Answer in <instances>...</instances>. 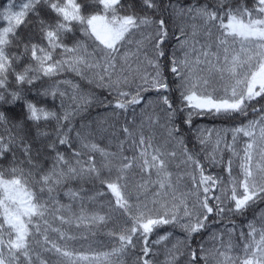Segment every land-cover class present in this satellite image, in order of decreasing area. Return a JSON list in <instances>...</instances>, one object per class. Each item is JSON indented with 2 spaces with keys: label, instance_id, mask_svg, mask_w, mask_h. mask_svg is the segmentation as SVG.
Returning a JSON list of instances; mask_svg holds the SVG:
<instances>
[{
  "label": "snow or ice",
  "instance_id": "obj_1",
  "mask_svg": "<svg viewBox=\"0 0 264 264\" xmlns=\"http://www.w3.org/2000/svg\"><path fill=\"white\" fill-rule=\"evenodd\" d=\"M0 264H264V0L0 3Z\"/></svg>",
  "mask_w": 264,
  "mask_h": 264
},
{
  "label": "trees",
  "instance_id": "obj_2",
  "mask_svg": "<svg viewBox=\"0 0 264 264\" xmlns=\"http://www.w3.org/2000/svg\"><path fill=\"white\" fill-rule=\"evenodd\" d=\"M3 2H4V0H0V3H3ZM201 122H202V123H205V124H208L209 126H212V124H213L212 121L207 120V119H205V120H203V121H201ZM213 171H218V169H213ZM162 258H163V256L161 255L160 259L162 260Z\"/></svg>",
  "mask_w": 264,
  "mask_h": 264
},
{
  "label": "rangeland",
  "instance_id": "obj_3",
  "mask_svg": "<svg viewBox=\"0 0 264 264\" xmlns=\"http://www.w3.org/2000/svg\"><path fill=\"white\" fill-rule=\"evenodd\" d=\"M162 260H163V258H162Z\"/></svg>",
  "mask_w": 264,
  "mask_h": 264
}]
</instances>
